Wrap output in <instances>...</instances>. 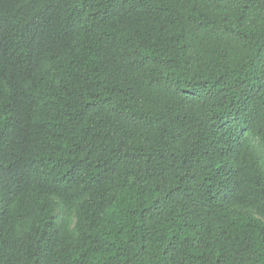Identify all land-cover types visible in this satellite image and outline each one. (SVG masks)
<instances>
[{
	"label": "trees",
	"instance_id": "obj_1",
	"mask_svg": "<svg viewBox=\"0 0 264 264\" xmlns=\"http://www.w3.org/2000/svg\"><path fill=\"white\" fill-rule=\"evenodd\" d=\"M0 264H264V0H0Z\"/></svg>",
	"mask_w": 264,
	"mask_h": 264
}]
</instances>
